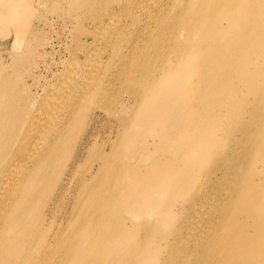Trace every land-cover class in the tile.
Listing matches in <instances>:
<instances>
[{"label": "bare ground", "instance_id": "obj_1", "mask_svg": "<svg viewBox=\"0 0 264 264\" xmlns=\"http://www.w3.org/2000/svg\"><path fill=\"white\" fill-rule=\"evenodd\" d=\"M139 6L146 7L154 18L145 53L140 47L132 58L130 54L122 56L124 30L116 36L107 32L105 51H95L91 44L99 47L105 35H94V42L83 46L87 48L84 63L76 58L71 60L76 65L62 63L55 88L45 95L42 106L36 105L35 93L29 102H18L14 115L17 134L10 141L14 125L9 131L7 80L0 72V264H55L50 253L55 247L67 251L65 264H96L100 238L111 229L101 203L107 191L113 190V168L117 169L118 200L122 203V198L129 196L134 201L123 208L127 212L150 198L158 201L170 191L184 194L189 202L185 206L175 200L166 209L167 214H174L180 203L178 210L188 214L186 222L164 225L169 231L164 234L169 238L166 247L124 250L120 264H264V92L259 94V89L253 88L264 84V0H140ZM14 11L20 42L33 35L31 17H27L31 11L20 1ZM235 60L241 61L242 67L247 63L246 71L258 76L244 82L248 93L224 88L225 73L231 71ZM7 64L1 61L0 68ZM109 75L112 94H117L112 95L114 105L130 112L120 118L121 130L111 151H102L89 166L93 148L80 159V143L87 135L76 137V132L87 102L103 93L99 84ZM115 80L123 84L122 89L116 87ZM188 92L200 101V107L190 103ZM128 93L132 103L128 100L125 104L122 99ZM201 114L210 127L193 137L187 127L195 130ZM151 121L170 127L166 138L171 137L176 147L165 159L163 154L158 159L148 158V170H138L139 176L148 172L147 178L154 172L149 187L163 191L144 190L142 196L134 192L136 183L131 177L119 179L125 169L110 167L108 158L127 131L138 123L150 126ZM217 123H222L221 127ZM158 139L163 145L164 133ZM161 161L166 171L160 177L155 166ZM121 183L127 186L121 188ZM71 186L78 190L71 206V232L66 234L55 221L65 206L53 207L51 195L64 199ZM192 209L203 216L196 223L200 233L192 246H180L179 238L178 245L172 247L170 239L176 236V229L194 218ZM126 230L128 238L131 228Z\"/></svg>", "mask_w": 264, "mask_h": 264}, {"label": "rangeland", "instance_id": "obj_2", "mask_svg": "<svg viewBox=\"0 0 264 264\" xmlns=\"http://www.w3.org/2000/svg\"><path fill=\"white\" fill-rule=\"evenodd\" d=\"M19 1L24 3L26 10L30 9L31 12L27 17L31 18L26 19H29L28 21L34 29L33 35L24 36L20 42L16 36L20 32L18 30V16L17 12L14 11ZM139 2L140 0H0V67L2 66L1 61L4 60L8 63L5 69L0 68V72L6 76L7 80L5 91L7 92L6 97L8 98L10 110H7L6 124L9 131L10 126H13L16 121L14 115L18 112L16 108L18 102H29L30 95L35 93L33 97L37 100L35 102L36 105L42 106L45 95L48 92H52L55 88V83L60 77L59 73L63 70L62 63L72 62L73 65H76V62L71 61L73 58L80 59V62L84 63V52L87 48L83 46L89 42L93 43L95 40L94 35L95 37H97L96 35L105 36L100 41L99 47L95 43L91 44V47L95 45V51L99 49H104L105 51L106 36L111 33L112 36H116L124 30L126 36L120 47L122 56L130 54L129 56L132 58L133 52L140 47V51L144 54L146 51L145 41L152 33L151 24L154 18L150 16L146 7L145 9L140 8ZM72 7H75L76 11L71 12L69 9ZM96 42L98 43V41ZM22 49L23 54L18 55L17 52ZM93 54L98 56L96 53ZM241 63V61L235 60L232 63L231 71L225 73L226 85L224 88L231 93L237 88L239 92L240 90H245L248 93L249 87L244 82L249 79H258L257 75L249 74L246 71L247 63L243 67ZM234 64H237L238 67L234 68ZM115 76H117V71L114 74ZM111 78L112 75H109L100 82L99 85H103V93L87 102L83 117L79 119L80 123L76 137L80 133L82 138L86 135L87 137L80 143L78 155L82 159L86 151L92 147L90 161L88 162L89 166L98 160L97 158L102 151H111V144L114 143L119 135L118 129L119 131L121 130L120 118L130 112L129 109H121V107L118 108L116 107L117 105H114ZM115 85L117 88H123V84L117 83L116 80ZM253 88L259 89V94L264 92V84L261 87L256 84ZM116 95L113 96L116 97ZM186 96L190 103L200 107V101L193 99L194 94L192 92H188ZM128 100L132 103L131 95L129 93L124 94L123 103H128ZM239 101L236 98V102L238 103ZM215 110L220 112V106H216ZM109 114L112 115L109 116ZM91 117L94 118L93 122H89V125L86 124L85 126V123ZM26 122L28 125V120ZM209 123L201 114V120L196 125L197 128L193 130L188 126L187 130H190V135L193 137L199 136L202 129L210 127ZM221 125L222 123L216 124L218 128ZM169 128L165 123L164 125L155 124V122L152 123L151 121L150 126L147 127L138 123L137 126L127 131L122 140L115 142L117 150L109 155L110 167L118 166L125 169L122 173L120 172L119 179L125 181L126 177H131L136 183L134 192L142 196L144 195V190L157 194L163 192L158 190L156 186L155 189L149 187L148 181L153 179L151 177L154 172L151 171L150 177L147 178L145 176L148 172L145 176H139L138 170L141 169L140 173H142L145 169H149L148 158L158 159L163 154L165 159L166 155H170L173 152L176 143L171 141V137L166 138ZM132 130L135 131L131 132ZM162 133H164V144L159 145L160 139H158V135ZM210 133L214 134L213 132ZM16 134L17 125H14V134L10 133L9 141ZM12 150L13 146L9 152ZM112 160L117 163L112 162ZM155 168L156 174L160 177L166 171V166H163L162 161ZM116 170L113 168L110 173L113 175L111 180L113 190L110 188L107 191L101 203V208L107 210L111 229L100 238L98 246L101 249H96V264H120L121 257L125 255L124 250L127 252L130 248L165 246L168 243L166 239L168 240L169 238L164 237V234L169 231L164 229V225L166 223L172 225L179 224L180 221H187L185 218L188 214L178 210L181 206L180 203L177 205L174 214L166 213V209L175 200L184 202L185 206L189 204L187 198L180 192L173 193L170 191L167 194L164 193V196H160L158 201L153 198L148 199V201H142L138 206L133 207V212L124 210L123 208L132 206L134 201L129 196L122 198V203L118 200L119 182L114 183V179L117 176L114 173ZM80 173L83 174V172ZM165 179L166 177H164V181ZM159 180H162V178ZM126 186V184L121 183V188ZM164 189L166 190L165 186ZM77 190L78 188L71 186L64 199L59 198L55 193L51 195L53 207L56 208L58 204L65 206L63 212H59L55 217V221L64 227L63 230L66 234L71 232V206L77 195ZM110 194L112 195L110 196ZM119 205L123 206L122 208L119 207L120 210L116 208ZM158 207L161 211L158 210ZM191 213L194 218L190 219L183 228H177L176 236L170 239L173 244L172 247H175V244L178 245L179 238L182 241L180 246H192L196 234L200 233L201 230L197 228L196 223L201 221L203 216L199 215L194 209L191 210ZM62 218L65 220H62ZM158 220L160 222L159 231ZM74 221L75 218L73 223ZM127 228H131L128 238H126ZM176 238L177 242L175 241ZM56 248L50 250L51 261L55 264H65L64 259L68 257L67 251L65 248Z\"/></svg>", "mask_w": 264, "mask_h": 264}]
</instances>
